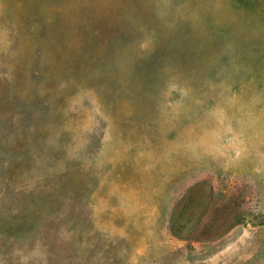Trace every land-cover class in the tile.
Listing matches in <instances>:
<instances>
[{
	"label": "rangeland",
	"instance_id": "obj_1",
	"mask_svg": "<svg viewBox=\"0 0 264 264\" xmlns=\"http://www.w3.org/2000/svg\"><path fill=\"white\" fill-rule=\"evenodd\" d=\"M0 264H264V0H0Z\"/></svg>",
	"mask_w": 264,
	"mask_h": 264
}]
</instances>
